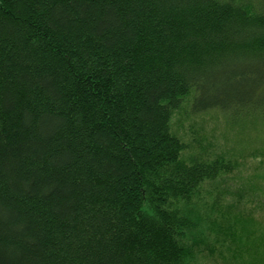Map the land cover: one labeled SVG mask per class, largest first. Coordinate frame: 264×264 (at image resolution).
<instances>
[{
	"label": "trees",
	"instance_id": "trees-1",
	"mask_svg": "<svg viewBox=\"0 0 264 264\" xmlns=\"http://www.w3.org/2000/svg\"><path fill=\"white\" fill-rule=\"evenodd\" d=\"M187 97L264 123V0H0V264H187Z\"/></svg>",
	"mask_w": 264,
	"mask_h": 264
},
{
	"label": "rangeland",
	"instance_id": "rangeland-1",
	"mask_svg": "<svg viewBox=\"0 0 264 264\" xmlns=\"http://www.w3.org/2000/svg\"><path fill=\"white\" fill-rule=\"evenodd\" d=\"M191 98L171 119L172 132L186 144L183 160L219 158L233 169L204 182L190 201L173 203L189 221L181 244H196L187 264H252L264 255V123L232 124L218 112L194 115Z\"/></svg>",
	"mask_w": 264,
	"mask_h": 264
}]
</instances>
